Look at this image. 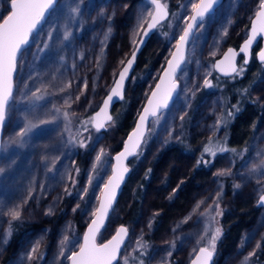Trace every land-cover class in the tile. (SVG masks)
I'll list each match as a JSON object with an SVG mask.
<instances>
[{
	"label": "rangeland",
	"instance_id": "1",
	"mask_svg": "<svg viewBox=\"0 0 264 264\" xmlns=\"http://www.w3.org/2000/svg\"><path fill=\"white\" fill-rule=\"evenodd\" d=\"M65 1L60 0L51 11L16 65L14 95L5 114L0 145V169L10 162L16 165L14 168H22L11 181L18 188L10 198L0 194V209L18 208L20 217L13 220L0 214V264H69L68 257L79 248L111 173L114 154L107 147L104 132L93 130L91 116L109 92L152 12V7L137 0H69L64 6ZM160 1L173 12L161 31L157 27L147 50L149 58L134 72L126 92L128 111L136 117L193 12L192 5L199 2ZM260 1L221 0L219 8L198 27L183 69L195 43L198 61L188 77L180 73L179 94L173 104L151 121L129 167L130 181L121 204L113 209L97 238L103 243L119 225L125 226L128 239L117 264H188L199 248L213 252L212 264H264V210L246 215L249 222L237 226L233 235L227 225L235 219V211L256 206L264 192V113L249 147L239 153L228 141L229 127L241 108L239 99L226 107L223 91L227 84L243 80L244 73L225 81L227 84H212L211 92L206 91L199 101L195 97L201 84L210 81L212 60L224 44L244 38V25L254 16ZM9 6L10 0H0V22L8 15ZM66 31L70 33L68 39L64 38ZM151 55L159 56L154 65H150ZM260 71L247 95L264 109V68ZM34 93L42 99L35 100ZM30 106L55 119V129L46 136L35 137L41 124L26 136L19 135L30 126L24 119ZM10 141L29 143L23 157L22 153L11 152ZM174 148L180 153L167 154L158 164L160 155ZM79 151L86 162L77 171L74 167ZM195 169L197 174L192 175ZM221 172L226 175H219ZM144 175L149 184L138 217L121 224L131 190ZM191 175L193 190L187 201L165 220L160 218L161 205L156 201L171 204ZM0 180L8 184L2 173ZM228 186L233 193L230 204L225 205ZM50 221H55L53 230L27 228L14 250L8 252L12 223L33 226ZM217 228L220 235L212 247Z\"/></svg>",
	"mask_w": 264,
	"mask_h": 264
},
{
	"label": "water",
	"instance_id": "2",
	"mask_svg": "<svg viewBox=\"0 0 264 264\" xmlns=\"http://www.w3.org/2000/svg\"><path fill=\"white\" fill-rule=\"evenodd\" d=\"M60 0H54L53 5L45 12V14L42 15V18L40 19V21L38 22L37 26L32 29L31 31L27 32V36L28 38L25 39V35H26V30L28 29V24L31 22L32 17L34 16V14L36 12L39 11V3L40 0H22V8L20 9L19 15L8 25V26H3L0 25V91H2L4 88H10L11 89V99L8 103V105H6L5 108V114L6 111L8 110V107L10 106L9 104L12 101L13 98V91H14V80L16 77V65L17 62L19 60V57L21 56V54L28 49L29 44L31 43V39L33 38V36L39 32V30L42 28V26L44 25L45 21L47 20V18L49 17L51 11L55 8V6L58 4ZM145 3H147L150 7H152V12L148 18V21L146 22L145 26L142 28V32L138 38V40L136 41V44L134 45V47L132 48L129 57L123 62V64L121 65L120 70L118 71L115 80L113 82V84L110 87L109 92L104 96V98L102 99V103L99 106V108L93 112L92 116H91V124H92V128L95 132L97 133H103L105 132L107 126L110 125L111 121H112V110L119 105L120 103H122L123 98L125 96V92H126V86L128 84V82L131 80L132 78V74L136 68V62L139 59V57L141 56L142 50L146 47V45L149 43L148 41L152 38L153 34L156 32V28L158 26H160L161 24H163L165 21H167L169 18V12H168V8L165 7L164 4H162L160 2V0H156V3L154 4L152 2V0H141ZM204 3H207L208 0H203ZM264 2V0L261 1V3ZM201 3V0H199L198 4ZM221 0H212V4L213 7L211 9H209L208 12L205 13V16L203 18V21L201 22V20L198 18L197 21L194 24V27L192 29V31L190 32V36H189V40L186 41L184 43L182 52H183V56H184V60L181 62L179 68L177 69L176 75L174 77V79H176V83H177V91L173 94L172 99L169 101V105L167 108L164 109H160L157 111V115L156 116H152V115H148L147 119L145 120L144 124H143V137H141V144L140 146L136 149V154L138 153L139 149L142 146V143L144 141V139L146 138V132L148 131L150 124L152 123L151 121L154 120L155 118H157V116H159L160 114H162L163 112L167 111L168 108L173 104V102L176 100V97L179 93V85H178V77L180 72L182 71L184 65H185V61H186V56L188 54L187 50L188 47L190 45V43L192 42V38L194 37L195 33L197 32V30L199 29L198 27L211 15L215 12L216 9H218V7L221 5ZM10 6H9V12H10ZM194 11L190 14V18L188 19L186 25L184 26V28L187 26L188 23L192 22L191 21V17L192 15H194ZM261 11V7H259V9L256 11L255 13V17L253 18V20L250 22L249 26V31L245 37V40L235 49V48H226L225 51L223 52V54L218 57L217 59H215L213 62V70L214 72L221 78V79H228L231 78L233 76H235V73L231 72L230 69H228V62L225 61L224 64H222L220 66V69H217L216 64L218 61L224 60L225 57V53H228L229 49H232V52L235 53V60L233 61V63L235 64V67L238 69L237 66V58L239 56H242L244 58V61L247 60L248 63V58L251 54V51L253 50L252 48L256 45V43L261 40L262 44H261V49L260 51L257 53L256 56V60L259 64L264 63V61H262L260 59V53L262 51H264V31H261L262 28H264V16H258L257 13H259ZM9 12L7 14H9ZM156 17L155 20H153V17ZM5 18V17H4ZM255 21V23H253ZM3 23V20L0 22ZM152 23L154 24V27L149 29L148 25ZM183 28V29H184ZM253 28H255L256 30V39L252 42L251 46L249 47V50L247 52V54L243 53L240 51V49L245 45V42L248 40V38L253 34ZM183 34V32L181 33V35ZM178 40V39H177ZM177 44V42H176ZM177 51L176 45L174 46V48L171 50V54L170 56L167 58L166 62H165V66L163 67V69L161 70V72L158 74V78L155 81V84L151 87L152 89L149 91L147 97L145 98V103L143 104L142 108L140 109V113L138 114V116L135 118L134 120V126L132 128V130L130 132L127 133V136L124 138L122 144H121V148L120 150H118L116 153L113 154L112 156V166H111V173L109 174V176L107 177V179L105 180V184H107L109 182V178L113 175V168L116 167L117 171H119V167H118V162L116 160V157L123 151H125V145L126 143L128 144L129 147H131V141H129V137L133 135V133H135L137 131V125L139 124V117L140 115L143 114L144 112V108L146 106H148V99L151 97V92L153 90H155L156 85L160 82V77L163 75V70L167 67V62L168 60L172 59V54L174 52ZM133 52L136 53L135 58L133 60V65L132 67L129 69L128 74L125 77V83L123 85V87L120 89V94L117 96H113L112 100L109 101L107 108L105 109L104 112H101V109L104 108V101L106 99H108L109 96L112 95V89L114 87H116V81L119 79V74L121 71H123L124 67L127 66V61L129 59H133ZM231 55V54H229ZM245 63V65L247 64ZM225 71L228 72V74H225ZM99 114V115H98ZM110 117V119H109ZM95 118V119H93ZM6 119V118H5ZM98 122H103L104 123V127L102 129H100L99 131H97L95 125ZM4 124L5 121L0 124V145L2 142V136H3V132H4ZM135 155H130L127 156L124 159V166L128 168V163L133 160L134 158H136ZM130 174V169L127 173H125V178L124 180H122L120 182V186L116 191V196L113 198L112 200V204L109 206L108 208V212L106 214L100 215H93L92 220L96 219L97 220V227L99 228V231L96 233L95 236V240L93 241V243L99 247L103 244L108 243V241L112 240V238L114 236L117 235L119 229L121 227L125 228V226H121L119 225L118 228L116 229L115 233L105 242L101 243L97 238L99 236V234H101L104 231L105 225L110 217L111 212L113 211V209L115 208V205L117 204V200L119 199V197L122 194V189L125 186L126 183V179ZM104 184V185H105ZM104 185L102 187L101 190V195L99 197V201H98V206L96 208V210L100 207L101 201L105 198V192H104ZM264 195V192L263 194ZM261 195V196H262ZM259 196V197H261ZM256 208L257 209H262L264 210V203H262L260 201V198L258 199L257 203H256ZM96 213V211H95ZM92 220L87 224V226L85 227V230L82 233V237H81V244L79 246V248L76 250V252H79L80 247L84 244V236L85 234L88 233L89 230V226L92 223ZM126 229V228H125ZM127 232L124 235V240L123 243L121 244L120 249L117 252V257L116 259L112 262V264H117V260L123 250V247L125 246L126 242H127ZM200 248L197 250V253L195 254V256H193L194 258L188 263V264H203V260L204 257L200 254L199 252ZM73 254V253H72ZM71 254V255H72ZM200 257V260H197V257ZM214 260V256L212 255L211 260H209L207 262V264H212ZM68 263L72 264L71 260L68 259Z\"/></svg>",
	"mask_w": 264,
	"mask_h": 264
},
{
	"label": "snow or ice",
	"instance_id": "3",
	"mask_svg": "<svg viewBox=\"0 0 264 264\" xmlns=\"http://www.w3.org/2000/svg\"><path fill=\"white\" fill-rule=\"evenodd\" d=\"M152 2L155 4L156 0H152ZM53 3L54 0H40V3L38 5L39 11L34 14V16L31 19V22L28 24V29L26 30L25 39L28 38L27 32L31 31L37 26L38 22L42 18V15L45 14V12L53 5ZM22 6H23L22 0H10L11 10L9 14L3 19V23H0V25H3L5 27L8 26L19 15ZM212 7H213L212 0H208L207 3H204L203 0H201L200 4L192 5L193 10H195L194 15H192L191 17L192 22L187 24V26L183 29V34L178 37L176 44L177 51L172 54V59L168 60L167 67L163 70V75L160 77V82L156 85L155 90L151 92V97L148 99V106L144 108L143 114L140 115L139 117L140 122L137 125V131L133 133L132 136L129 137V141L132 142L131 147H129L128 144L126 143L125 151L121 152L116 157L119 171H117L116 167L113 168V175L109 178V182L104 185L105 198L101 201L100 207L96 210V213H94V215L97 214L103 215L108 212V208L112 204L113 198L116 196V191L120 186V182L124 180L125 173L129 171V169L124 166V159L127 156L136 154V149L141 144V137H143L144 135L143 124L147 119L148 115L156 116L158 110L168 107L169 101L172 99L173 94L177 91V83L174 77L181 62L184 60V56L182 52L184 43L189 40L190 32L192 31L197 19L199 18L202 22L205 13L208 12L209 9H211ZM260 7H261V11L257 13V15L264 16V2L261 3ZM73 11H75V9H73ZM155 19L156 17L154 16L153 20ZM253 23H255V21ZM153 27L154 24L152 23L148 25L149 29ZM261 31H264V28H262ZM69 34L70 33L66 31L64 33V38L68 39ZM255 39H256V30L255 28H253V34L248 38V40L245 42V45L240 49V51L247 54L249 47L251 46L252 42ZM135 55L136 53L133 52V59H129L127 61V66L124 67L123 71L120 72L119 79L116 81V87L112 89V95L109 96L108 99L104 101V108L101 109V112L105 111L109 101L112 100L113 96H117L120 94V89L123 87L125 83V77L128 74L129 69L133 65V60L135 58ZM260 59L264 61V51L260 53ZM234 60H235V53L232 52V49H229L228 53H225L224 60L218 61L216 67L217 69H220V66L224 64L225 61H227L228 69H230L231 72L235 73L237 72V68L233 63ZM245 63H247V60L245 61ZM225 74L227 75L228 72L225 71ZM204 86L209 87L210 81L205 80ZM33 96L35 100L42 99V96L36 95L35 93L33 94ZM10 99H11L10 88L6 87L2 91H0V124H2L5 121L6 118L5 108L6 105H8ZM57 111L59 110L57 109ZM65 117L67 118V114H65ZM181 119H183V117H181ZM32 127L34 126H26L24 129L21 130L19 135L21 137L26 136L28 132L31 131ZM95 127L97 131H99L104 127V123L98 122L96 123ZM81 147H84L83 143L81 144ZM205 151H210V149H205ZM97 159H99V157H97ZM261 163L264 164V161H262ZM2 172L3 169H0V173ZM219 175H226V173L221 172L219 173ZM73 183H75V181H73ZM84 191L87 192V189H85ZM175 191L176 189L173 190V192ZM260 201L264 203V195L260 197ZM0 214L10 216L13 220L19 219L20 217V212L18 208H9L7 209V211L0 209ZM217 214H219L218 205H217ZM96 225H97V220L93 219L91 225L89 226L88 233L85 234L84 236V244L80 247L79 252H74L71 256L68 257V259L71 260L72 264H112V262L116 259L117 252L120 249L121 244L123 243L124 235L126 234L127 230L121 227L117 235L114 236L112 240L108 241V243L106 244L97 247L93 243V241L95 240L96 233L99 231V228ZM219 235H220V229L217 228L215 234L212 236V247H214V242L219 237ZM199 252L204 257L203 264H207V262L211 260L213 252L208 250V248H200ZM197 260L198 261L200 260L199 256L197 257Z\"/></svg>",
	"mask_w": 264,
	"mask_h": 264
},
{
	"label": "trees",
	"instance_id": "4",
	"mask_svg": "<svg viewBox=\"0 0 264 264\" xmlns=\"http://www.w3.org/2000/svg\"><path fill=\"white\" fill-rule=\"evenodd\" d=\"M162 3V2H161ZM173 12V9L171 8L169 10L170 16L171 13ZM169 20V19H168ZM168 20L165 21L162 25H160V27H158V30L161 31L162 28H164V25L166 23H168ZM157 30V31H158ZM151 40V39H150ZM150 40L148 41L149 43L146 45V47L142 50L141 56L139 57V59L136 62V68L134 70V72L139 68L142 67L143 64H145V59L149 58L147 50L150 47ZM238 41V40H237ZM235 41V42H237ZM159 56H157L158 58ZM151 58V62L150 65H154L155 62H157V58H155L154 55L150 56ZM146 66V65H144ZM149 67V66H146ZM162 69H160L161 71ZM133 72V74H134ZM160 73V72H159ZM261 73L260 70L258 71H253L252 73H249L247 76V80L246 78L244 80H239V81H235V85H226L223 91V96H224V101L226 103V107L230 104H234L236 99H239V102H241L243 104V108L241 109V111L237 114V116L235 117L234 122L230 125L229 130H230V136H229V145L230 147L235 151V152H243L246 151V149L249 147V144L251 142V138L253 135V132L255 130V127L257 126V124L259 123L261 116L264 113V109H262V107L258 106L255 103H252V101L249 100V96L248 94V88L253 84L252 82H254L255 80H257L259 74ZM132 74V76H133ZM157 79V78H156ZM155 79V81H156ZM211 81H216L215 80V76H212V78L210 79ZM131 80L128 82L127 86H126V92L129 90V86H130ZM136 84H138V81L136 82ZM222 85L223 82H219L218 85ZM151 90V89H150ZM149 90V91H150ZM126 92H125V96L123 98L122 103H120L119 105H117L113 110H112V121L110 123L109 126H107L104 135L106 136L107 140V147H109L110 149V153H116L118 150H120L121 148V144L124 140V138L127 136V133L130 132L134 126V120L136 118V115H134L133 113H131L130 111H128V107H127V100H125L126 97ZM203 93V90L200 92L199 95H201ZM148 94V93H147ZM239 94V95H238ZM145 99V98H144ZM197 99H199V97L197 96ZM144 104V103H143ZM143 105H141L142 108ZM140 108V109H141ZM242 108V107H241ZM140 111V110H139ZM140 113V112H139ZM173 153L175 155H177L176 153H180V151L174 149H169V151L167 153H162L159 157V161L158 164L160 162V164H162V162L167 158V154ZM76 165H75V169H77V171H80L86 162V159L84 157V154L79 151L76 157ZM135 161V158L133 160H131L128 163V168L130 167V165H132ZM197 170L195 169L192 173V175H196L197 174ZM192 175L190 176L191 178H189V180L185 181V183L182 184L181 187V191L177 194L176 198L172 200L171 204H167L168 202H158L156 204H159L160 208H158V212L160 213V218L162 219H166L169 216L172 215V211L175 209H178L180 207L183 206V203L185 201H187L188 196L190 195L191 191L193 190V182L194 179L192 178ZM129 178L130 175L127 177V181L125 183V186L122 189V194L120 196V198L118 199V201L116 202V207H118L121 203V199L122 196L124 195V191L125 188L127 186V184L129 183ZM148 179H146V176H142L140 179H138L137 183L134 185L133 189L131 190V195L129 196V200L126 202V206H124L125 211H124V217H123V221L121 222V224H125L127 223V221H134L137 219L138 217V212L140 209V206L142 205V200H143V196L145 193V189L148 186ZM232 190L233 188L228 186V189L225 193V198L227 199L225 202V205H229L230 204V199L229 197L232 196ZM166 203V204H165ZM114 208V210H115ZM254 210H257L256 206L253 205L252 207H248L245 209V211H241V212H236L234 213L235 219H231L229 221V223L227 222V225L229 227V231L228 233H230L231 235L235 234V228L237 226H241L242 223L244 222H249V214H251ZM247 215V216H246ZM57 220V219H56ZM55 221H50L47 223H42V224H38V225H20L19 223H12L9 228V247H8V252H12L16 246V241L18 240L19 236L22 234V232H24L25 229L27 228H36V227H45L48 229L53 230ZM77 233H81L82 228L81 229H77ZM139 251V250H138ZM130 259L132 260L133 257H130ZM132 263H134V261L132 260Z\"/></svg>",
	"mask_w": 264,
	"mask_h": 264
},
{
	"label": "bare ground",
	"instance_id": "5",
	"mask_svg": "<svg viewBox=\"0 0 264 264\" xmlns=\"http://www.w3.org/2000/svg\"><path fill=\"white\" fill-rule=\"evenodd\" d=\"M69 0H66L65 2H63L62 4H64V6L68 3ZM196 46L195 44H193V46L190 49V58L195 59L196 56ZM189 61V60H188ZM29 114L26 115V117H24V119L26 120L27 124H29L30 126H34L35 125H40V130L39 131H35V137L40 138L43 136H46L47 134L50 133V131L55 129V119L51 118L50 115H48L46 112L39 111V110H35L32 109L31 111H28ZM32 130H35L34 128ZM29 143H18V142H13L10 141V145L12 146L11 148V152H15V153H22V157L23 154H25L26 149H28V145ZM29 151V150H27ZM12 163V164H11ZM14 166L16 167V165L13 164V162L7 163V166H5L3 168V172L2 174H4V177L8 178V184L11 183V181H13L15 179V177H17V173L21 170V167L18 168H14ZM26 168V167H25ZM52 168V167H51ZM54 170V169H53ZM7 184L6 180H0V194L2 195V197H4V199L10 198V196L12 195V193L14 192L15 188L17 187L16 182L13 184V182L11 184L15 185V186H11ZM18 188V187H17ZM2 206V205H1Z\"/></svg>",
	"mask_w": 264,
	"mask_h": 264
},
{
	"label": "flooded vegetation",
	"instance_id": "6",
	"mask_svg": "<svg viewBox=\"0 0 264 264\" xmlns=\"http://www.w3.org/2000/svg\"><path fill=\"white\" fill-rule=\"evenodd\" d=\"M138 2H142L141 0H137ZM262 1V0H261ZM261 1H260V3H261ZM161 2V1H160ZM146 4V3H145ZM148 5V4H147ZM261 5V4H260ZM166 7V6H165ZM260 7V6H259ZM168 8V7H167ZM219 8V7H218ZM259 9V8H258ZM257 9V10H258ZM256 10V11H257ZM256 11H255V13H256ZM168 12H169V9H168ZM255 13H254V16L252 17V18H250L248 21H247V23L244 25L245 27H246V29H247V32H246V34H245V36H244V38L243 39H240V40H236L237 42H228V43H226V44H224V46H223V48H222V52L221 53H219L218 55H217V57L216 58H213V60H212V62L215 60V59H217L218 57H220L222 54H223V52L225 51V49L226 48H229V47H231V48H237L244 40H245V37H246V35H247V33H248V31H249V28H250V26H249V24H250V22L253 20V18L255 17ZM169 16H170V13H169ZM169 18V17H168ZM206 21V20H205ZM162 25V24H161ZM156 32H157V28H156ZM155 32V33H156ZM193 39V38H192ZM191 44V43H190ZM196 44V43H195ZM261 44H262V41L261 40H259L257 43H256V45L252 48L253 50L251 51V54H250V56H249V58H248V63L245 65V61H244V58L242 57V56H239L238 58H237V61H238V63H237V66H238V69H237V73L235 74V76H233V77H231V78H228V79H221L215 72H214V70H213V63H212V71H211V73H212V76H215V83H213V80H212V82H210V86L208 87V89L207 88H205V87H203L204 85H202L201 84V86L202 87H200L199 88V90H198V94L195 96V97H199V99H197L198 101L202 98V95L206 92V91H208L210 88H213V86H212V84H215V85H218V83L220 82H223V84L224 83H226L227 84V82L228 81H230V80H232V79H235V77H237L238 76V74L240 73V72H243L244 73V75H243V77H242V79L244 80L245 78H246V80H247V76H248V74L249 73H252L253 71H258V70H261V69H263L264 68V63H262V64H259L258 62H257V60H256V56H257V53L260 51V49H261ZM196 61H198V59H197V57L195 58V59H193L192 60V58H190L189 59V61L187 62L188 64H187V67L185 68V70L184 69H182V71L180 72V73H182L183 75H186V77H188V75H187V73H189L190 71H191V69H192V67L195 65V62ZM184 68V67H183ZM197 70V69H196ZM182 74H179V75H182ZM246 74V75H245ZM212 76H210V79L212 78ZM259 78V77H258ZM258 78H257V80H258ZM209 79V80H210ZM211 81V80H210ZM225 81H227V82H225ZM236 81H239V80H236ZM255 82V81H254ZM254 82H252L253 84H254ZM234 85H235V83H233ZM252 86V85H251ZM250 86V87H251ZM225 87V86H224ZM250 87L248 88V93L250 92L249 90H250ZM179 89H180V87H179ZM203 90V93L201 94V95H199L200 94V92ZM208 92H211V90H209ZM179 94V93H178ZM197 100L195 101V103L197 102ZM256 102V101H255ZM256 104H257V102H256ZM10 105V104H9ZM239 105H240V107H242V108H240V110L238 111V113L241 111V109H244L243 107V104L241 103V102H239ZM32 109H37V107H34V106H30L29 108H27V110L28 111H31ZM27 111V112H28ZM183 147V146H182ZM181 147V148H182ZM182 154H184V152H181ZM129 169V168H128ZM100 235V234H99ZM137 252H139V251H137ZM145 251H143V253H144ZM145 254V253H144ZM173 264H176V263H174L173 262Z\"/></svg>",
	"mask_w": 264,
	"mask_h": 264
}]
</instances>
